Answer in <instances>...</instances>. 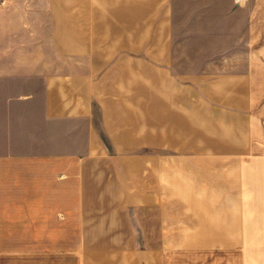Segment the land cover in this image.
Instances as JSON below:
<instances>
[{
    "label": "crops",
    "instance_id": "0c3cea01",
    "mask_svg": "<svg viewBox=\"0 0 264 264\" xmlns=\"http://www.w3.org/2000/svg\"><path fill=\"white\" fill-rule=\"evenodd\" d=\"M9 188L79 238L2 264H264V0H4Z\"/></svg>",
    "mask_w": 264,
    "mask_h": 264
},
{
    "label": "rangeland",
    "instance_id": "374dc122",
    "mask_svg": "<svg viewBox=\"0 0 264 264\" xmlns=\"http://www.w3.org/2000/svg\"><path fill=\"white\" fill-rule=\"evenodd\" d=\"M2 192L3 190L0 189V199ZM7 195H10L7 199H12L13 202L0 203V264H2L3 252L7 250L15 254L19 251L25 254L34 251L36 246L64 245L79 238L75 230L77 225L73 222L71 225L66 223L63 210H57L60 205L33 202L35 199L33 188H9ZM19 195H23L26 202L13 197ZM133 232L117 231L119 235L115 237L134 240L138 237L130 234Z\"/></svg>",
    "mask_w": 264,
    "mask_h": 264
},
{
    "label": "built area",
    "instance_id": "2783aa9c",
    "mask_svg": "<svg viewBox=\"0 0 264 264\" xmlns=\"http://www.w3.org/2000/svg\"><path fill=\"white\" fill-rule=\"evenodd\" d=\"M4 0H0V4L3 2Z\"/></svg>",
    "mask_w": 264,
    "mask_h": 264
}]
</instances>
